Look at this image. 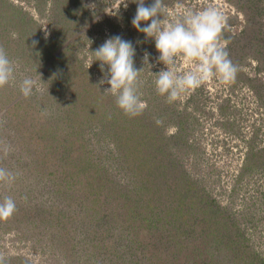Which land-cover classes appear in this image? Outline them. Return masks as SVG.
<instances>
[{
	"label": "rangeland",
	"instance_id": "1",
	"mask_svg": "<svg viewBox=\"0 0 264 264\" xmlns=\"http://www.w3.org/2000/svg\"><path fill=\"white\" fill-rule=\"evenodd\" d=\"M151 3L153 0H145L146 6ZM91 4H94V9L89 7ZM116 4L117 0H0V46L14 50L21 48V44L31 45V49L43 54L39 55L42 57L40 62L46 57L42 70L52 62L63 66L61 76L56 75V70V73L50 70L45 81L40 78L42 71L34 73L16 67L15 80L21 83L25 77H32L37 81L33 94L39 93V96H33L32 101L26 103L21 91H17L12 102L23 99L17 104L21 108L16 111L22 117H15L13 123H17V129L15 131L13 128L14 132L8 134L10 137L5 138L3 145V136L0 137V167L16 176L11 185L0 184V202L5 196H11L16 203L13 215L0 219V256L9 258V264L17 261L24 264H104L102 251L99 253L98 248H92L91 243L81 238L84 231L79 229H83L85 218L83 222L76 220L78 223L57 218L62 222L65 238L77 243V253L72 256V263L65 261L57 247L51 248V244L55 243L49 233H41L40 225L30 222H39V216H35L34 209L25 212L27 204L33 208L39 199L50 204L56 196L60 199V194L50 192L55 188L43 190L44 194L36 190L38 187L41 189V184L47 178L38 173L35 162L27 166L29 158L26 154L29 151L25 147L33 146L27 138V141L23 140L24 134L28 132L22 127L27 125L30 131V120L36 124L47 122L46 125H57L49 118L50 110L56 104L52 101L48 106V102L54 93V86L63 80L61 87L64 92H67L65 87L76 85L77 93L82 97L75 96V100L93 101L88 94H97L98 99H101L99 105L106 103L104 106L113 107L109 110L123 112L117 106L116 98L104 92L110 88V84L106 81L100 83L105 78L108 66L101 72L100 61H93V51L108 38L119 35L131 41L135 48L134 66L142 69L139 92L147 104L142 114L135 117L125 115L124 118L129 122L123 121L128 124V128L145 135L139 142L149 148V153L159 147L154 165L165 164L164 171H161L163 175L160 172L156 181H148L150 186L145 184L144 188L139 187V194L129 190L140 176L146 177L145 169L137 166V173L132 175L129 166L136 156L129 157V161L123 164L121 161L124 158L114 149L111 135L103 134L102 139L97 135L99 123L95 129L82 130V135L79 134L82 140H77L75 145L85 142L89 148H95L93 155H101L98 157L101 164H105L109 178L116 179L125 187L122 190L126 193L127 208L129 203H133L134 197H138L141 212L149 209L145 199L152 200L151 203L156 206L154 210H163L162 205H156L155 202L157 198L161 201L166 199V189L171 191L172 188L173 193L174 187L182 183H179L182 178L196 186L195 190L190 189L193 198L188 201L193 200L188 207L199 223L188 227L182 225L178 229L185 231V243L190 240V244L198 245V248L165 250L159 247L161 254L157 256L162 257V261L156 264H264V0H164L165 20L177 17L186 9L200 11L206 5L222 11L227 17V27L221 40L229 58L239 69L234 82L224 83L219 78H212L171 104L167 102L166 96L158 94L156 90V73L161 69L166 70V66L157 61L160 53L155 47V40L146 39L145 34L131 23L136 15L137 4L128 0V7L125 9L121 5L118 14L107 13ZM150 22L142 21L141 27ZM34 40L38 41L35 46ZM145 52L149 54L148 63H144ZM92 61L91 67L87 68ZM14 62L18 66L17 61ZM194 64V61L189 62L181 56L177 58L175 67L186 72ZM68 98L64 103L69 101ZM31 104H34L32 108L29 107ZM109 114L113 115V112ZM63 119L58 122L64 128ZM157 119L162 123L158 125ZM2 122L1 119L0 125L4 124ZM104 122L107 124L108 119ZM76 127L80 128L78 124ZM113 129H117L115 132L118 136L124 135L120 134L119 128ZM40 135L31 138L34 147L42 148L41 142L49 141V138L45 141ZM56 140L54 136V142L58 143ZM102 152L105 156H102ZM110 152L115 156V162L110 158ZM144 153V157L147 156V151ZM159 171L157 169L155 172L159 175ZM20 173L28 176L27 179L23 177L28 182L26 185L19 182ZM85 175L81 174V177L87 180L88 176ZM135 184L138 185V182ZM199 193L202 201L194 198ZM205 196L206 201L203 200ZM109 202L100 194L94 204L97 217L90 220V230H96V235V223L100 222L98 230L104 245L116 238L114 231H120L126 221L111 220L115 205ZM52 213L55 217L56 210ZM202 215H205L203 219ZM75 219H78L77 215ZM113 224H116L115 229ZM222 231L226 233L225 237H221ZM92 253L98 254V258ZM68 256L71 257L70 253Z\"/></svg>",
	"mask_w": 264,
	"mask_h": 264
},
{
	"label": "trees",
	"instance_id": "2",
	"mask_svg": "<svg viewBox=\"0 0 264 264\" xmlns=\"http://www.w3.org/2000/svg\"><path fill=\"white\" fill-rule=\"evenodd\" d=\"M9 39L10 38H8L7 41H9ZM21 45V48L14 50H8V48L3 47L9 58L13 61H17L18 70L33 71L34 73L42 71L40 78L43 81L47 79L46 76L49 74L50 70H56L58 73L54 72L57 76L63 74V66L60 63L52 62L47 65L44 69L45 71L42 70L46 57L44 56L43 62H40L42 57L40 58L39 55L42 53L31 49V45ZM61 83L64 84V80L63 82H57V87L56 85L54 86V93L51 94L48 102V106L52 101L56 104V106L50 110L52 112H50L49 118L57 125H46V121L45 124H36L32 123L30 120V131L28 130L27 125L26 127H22L28 132L24 134L23 140L27 138L33 146L28 147L26 145L25 147L29 151L26 154V157L29 158V162L28 165L27 163H24V165L29 166V164L35 162V167L38 173L47 178V181L41 184V189L38 187L36 190L41 194H44L43 190L48 191L50 188H55V190H50V192L52 194H60V199L56 196L52 202H49L50 204L43 201V199H39L40 201L34 203L33 208L27 204L25 210V212H30L33 209L34 211L36 210L35 216H39V222H30L34 223L36 226L40 225L41 233H45L44 231L49 233L51 240L55 243L54 245L51 244V248L57 247L58 252L64 256L65 261H70L71 263L72 256H75L77 253V246H75L77 243L75 240L70 241L65 238L64 227L61 225L62 222L57 218L63 221H75L74 223H78L76 220L83 222V219L85 218V223H82L83 229H79L84 231V233H81V238L84 240L86 239L85 242L91 243L92 248H98L99 253L102 251V255H104V264H156L162 261V257L159 258V256H157L161 254V248L165 250H168L169 248L172 250H181L182 248H190L191 250H194L198 248V245H191L190 240H186L185 243V231L183 230L181 232V230L178 229L182 228V225L183 227H188L190 224L194 226L199 223L195 221V214L192 212L191 208H189L193 199L188 201L189 198H193V195L190 194V189L195 190L196 186L192 185L190 180H184L182 178L179 181V183H182L179 187H174L173 193L172 188H170L171 191L166 189V199L161 201L157 198V202H155L156 205H162L163 210H154L156 206H154V203H151L152 200L145 199V204L149 209L141 212L139 209L140 198L138 197H134L133 203H129L130 206L127 208L125 206L127 204V199L125 197L126 193L122 190L125 187L120 185L116 179L109 178L107 175L108 173L106 172V166L104 167L105 164H101L98 157L101 155L97 154V157L93 155V149L95 150V148H89L85 142L75 145L77 140H80V142L82 140V136L79 138V134L81 133L82 135V130L86 128H97L96 126L99 123L100 128L96 130L97 135L100 136V139H102L103 134L104 136L107 134L111 135V140L114 142V149L124 158L121 161L123 164L129 161V157L136 156L135 160L132 159L129 170H132V175H134L137 173L135 171L138 166L139 168L145 169L144 173L146 175V177L142 176L143 178L140 176L139 180L134 181L130 188H128L136 194H139V187L144 188L143 185L145 184L150 186L148 184L149 180L156 181L157 178H159L158 176H160V172L164 171V168L166 167L164 163L157 164V167L154 165V157L156 155V150H159V147L157 149L155 147L154 152L150 150L151 153H149V148H145V146L139 142L145 137V135L139 133V131L137 132L136 130L128 128V124L123 121L128 120L124 118V112L119 110H109L113 107H110V105L104 106L106 103L104 105H99L98 103L101 99H98L97 94H88L93 101H77L74 99L75 96L82 97V95L77 93L78 89L76 88V85L71 84L70 86L65 87L67 92H64ZM19 85L20 83L17 80H14L3 88H0V112H2L0 113V121L2 119V123H4L3 125H0V129L4 132L3 133L0 130V137L3 136L1 141L2 145L5 138L10 137L8 134L14 132L13 128L15 131L17 129V123H13L15 117L18 119L22 117L19 112L17 113L16 111L21 108V105L18 106L17 104L22 102L23 99L12 102L16 97L17 91L20 90ZM38 94L35 95L32 93L27 98L23 96L25 99L24 101H26V103L31 102L33 96L38 97ZM69 96H71V98H68ZM66 98H68L69 101L64 103ZM33 105L34 104H31L29 107L32 108ZM95 105L97 109L94 108ZM63 109H65V114L63 113ZM82 109L86 111V113ZM107 112L108 114L109 112H113V115H108ZM69 115H71V118H69ZM61 119H63L64 128L58 122ZM106 119H108L107 124L104 122ZM77 124L80 127L79 129L76 127ZM113 127L119 128L120 134L124 133V135L118 136L115 132L117 129H113ZM22 128L18 127L19 130L23 131ZM39 135L42 139L44 138L45 141L49 138L48 142H41L42 148L34 147V143L31 140L32 137H39ZM54 136L57 137L56 141H58V143L54 142ZM21 144L23 145V143ZM37 149H39L38 152ZM146 151L147 156L144 157V152ZM102 156H105L103 152ZM109 156H111L110 158L112 160L115 159L112 152L109 153ZM21 165L23 166V164ZM157 169L160 170L159 175L155 172ZM84 173L88 176L87 180H85V177H81V174L83 175ZM161 173L163 175V172ZM22 175L21 173L18 175L19 182H23L26 185L28 182L23 180V177L27 179L28 176L26 174ZM137 182L138 185L135 184ZM155 186L156 185H154L153 188L156 190ZM100 194L103 199L106 198V200L110 201L109 204L115 205V214L112 213L111 220H113V218L123 221L126 220L124 227L122 226L120 231H114L116 232V238L112 239L107 245H104V240L98 230L101 226L99 221L96 223L98 235H96V230H90V220L97 217V215H95L94 204L97 203ZM161 198L162 197H160V199ZM194 198H198L202 201L200 193ZM205 198L206 196L203 199L204 201L207 199ZM54 210H56L55 217L52 213ZM105 210L108 211V207H106ZM201 211H203V209ZM76 215L78 216V219H75ZM102 217L105 218L104 214ZM102 217L100 216V219H103ZM204 217L205 215H202L201 219ZM113 225L115 229L116 224ZM73 226L74 228L76 227L75 225ZM223 231L221 237H223V235L224 237L226 236V233ZM69 241L70 244L68 245ZM68 253H70L71 257L68 256ZM53 255H56V253ZM91 255L95 257L98 256L96 253H92ZM139 256H142L143 259ZM3 258L5 264H9L10 259ZM15 264L24 263L17 261Z\"/></svg>",
	"mask_w": 264,
	"mask_h": 264
},
{
	"label": "clouds",
	"instance_id": "3",
	"mask_svg": "<svg viewBox=\"0 0 264 264\" xmlns=\"http://www.w3.org/2000/svg\"><path fill=\"white\" fill-rule=\"evenodd\" d=\"M137 4L136 15L132 25L145 34L147 38L155 40V47L160 55L158 62L166 66L156 73L155 86L158 94L166 96L168 103L179 101L183 94L194 91L212 78H219L224 83L235 81L239 71L238 66L229 58L222 33L227 27V17L217 7L204 6L200 11L186 9L182 14L165 20L166 6L164 0H153L145 5V0H132ZM126 9L128 0H117L115 8L107 13L118 14L120 6ZM94 9V4L89 5ZM151 21L141 27V22ZM47 35V33H46ZM38 41H33V46ZM95 59L100 61L101 72L108 66L105 81L110 88L104 92L116 98L117 106L129 117L143 113L147 107L139 92L140 73L142 69L134 66L135 48L131 41L122 39L119 35L108 38L98 49L93 51ZM183 56L189 62H195L191 70L182 72L176 69L177 58ZM149 54L145 52L144 63H148ZM87 68L91 67V64ZM16 64L0 46V88L15 80ZM37 87V81L32 77H25L20 83V91L25 98L29 97ZM159 125L161 120L157 119ZM7 151L5 152V155ZM15 174L4 167H0V184L11 185L15 181ZM16 211V203L11 196H5L0 202V219H7ZM0 264L5 260L0 256Z\"/></svg>",
	"mask_w": 264,
	"mask_h": 264
}]
</instances>
